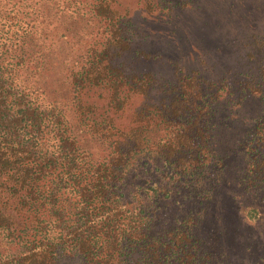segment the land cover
<instances>
[{"label": "trees", "instance_id": "1", "mask_svg": "<svg viewBox=\"0 0 264 264\" xmlns=\"http://www.w3.org/2000/svg\"><path fill=\"white\" fill-rule=\"evenodd\" d=\"M115 2L0 0V264L214 260L193 228L203 208L168 222L159 201L177 185L201 202L211 196L216 165L220 171L212 147L215 119L232 90L225 78L209 82L174 62V78L161 83L162 99L135 104L130 120H123L130 98L148 94L156 77L126 67L135 32ZM178 2L141 0L147 12L174 9ZM45 3L99 27L100 36L68 72L77 123L32 83L45 57ZM245 78L235 85V103L254 95L264 100V63ZM79 132L101 142L100 154L82 144ZM247 140L248 168L235 178L255 195L264 191V107ZM256 211L247 210L252 217Z\"/></svg>", "mask_w": 264, "mask_h": 264}, {"label": "rangeland", "instance_id": "2", "mask_svg": "<svg viewBox=\"0 0 264 264\" xmlns=\"http://www.w3.org/2000/svg\"><path fill=\"white\" fill-rule=\"evenodd\" d=\"M157 1L162 5L179 2L174 9L165 7L155 12H147L141 0L114 3L128 15L135 32L134 46L123 57L126 67L151 71L156 77L148 94L130 98L132 104L122 119L130 120L135 104L162 99L161 83L174 78V62L187 70H198L209 82L220 83L225 78L228 90H232L219 102L215 119L212 147L220 171L216 165L211 196L201 202L174 186L173 194L159 201L161 219L170 222L203 208L194 215L197 225L193 228L208 242L205 244L212 252V264H264V191L254 195L239 183L240 178H235L236 171L248 168L250 156L244 144L254 135L264 100L254 95L235 103L233 95L235 85L256 75L264 63V0ZM54 7L49 3L41 7L46 49L43 65L33 74L32 83L43 91L44 100L59 103L69 120L77 123L70 107L68 72L81 52L100 36L99 27L95 20ZM137 49L153 57L142 58ZM79 134L84 146L100 154V141L84 132ZM250 208L257 210L254 217L247 212Z\"/></svg>", "mask_w": 264, "mask_h": 264}]
</instances>
